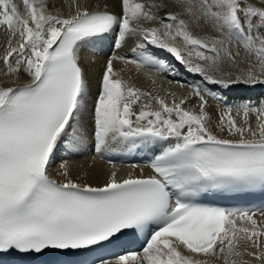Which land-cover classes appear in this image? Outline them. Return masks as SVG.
<instances>
[{"label":"snow or ice","instance_id":"1","mask_svg":"<svg viewBox=\"0 0 264 264\" xmlns=\"http://www.w3.org/2000/svg\"><path fill=\"white\" fill-rule=\"evenodd\" d=\"M173 2L180 11L162 16L163 0H121L120 14L71 0L75 11L65 17L47 0H22L23 12L15 0H0V27L8 34L3 74L28 78L0 86V264H81L71 258L137 234L146 236L141 253L98 256L91 264H208L200 255L252 264L247 255L264 264V219L196 199L212 191L264 190V103L225 102L218 135L209 126L206 96L223 97L198 84L180 97L145 92L114 71L113 60L123 57L110 58L92 114L95 152L103 156L129 139L167 146L151 160V175L119 178L113 170L93 186L70 178L62 163L65 181L50 178L59 147L77 141L88 94L79 47L89 38L115 32L119 48L142 37L207 84L264 87V0ZM193 26L215 35H196ZM137 47L142 51L128 63L169 71L144 43ZM193 97L199 111L185 107Z\"/></svg>","mask_w":264,"mask_h":264},{"label":"bare ground","instance_id":"2","mask_svg":"<svg viewBox=\"0 0 264 264\" xmlns=\"http://www.w3.org/2000/svg\"><path fill=\"white\" fill-rule=\"evenodd\" d=\"M20 6L21 11L23 12V5L21 4V0H15ZM144 3H148V0H143ZM159 2V0H157ZM163 2L167 5L166 8L161 9L160 15H164L166 12H179L180 9L173 2V0H163ZM253 2H257V0H253ZM47 3L51 10L54 12H59L60 15L67 17L72 14L75 9L70 7L71 0H47ZM81 6L88 7L89 10L93 9H105V10H114L117 13L120 12V0H79ZM186 18V17H183ZM146 26H153L148 24ZM194 34L196 35H205L212 34L215 35L211 31V29L207 26L197 28L193 26L192 28ZM8 39V34L3 27H0V55L2 56L6 43ZM79 57L80 62L83 66L86 80L88 82V94L85 98V109L82 112L80 124L78 126V130L76 135L79 136L77 141L79 144H74V146H69L72 151L76 153L75 156L69 159H62L57 165L53 166V162L51 164L49 173L50 175L59 180L65 181L66 177L63 175V169L60 167L62 163L67 165V171L69 177L74 179L76 182L84 184L90 183L93 186H99L106 182L108 175L112 172V169L106 163L99 161L91 155L90 151L85 149V143L90 140L91 135V114H92V106L94 96L98 91V79L99 73L102 67L105 64V59L103 56H100L94 52L87 51L83 47H79ZM121 62H116L114 64V69L116 72L120 74L122 78L128 80L130 84H133L135 87L140 88L141 90L147 92H152L154 95L159 94L161 96H167L170 92H175L177 97L189 95L191 89L187 88L183 84L175 83L168 78L160 76L154 72H146L144 70H138L136 65L129 63L121 66ZM5 69L2 61H0V86H14L15 84L22 83L21 80L27 81V76H23L19 80H12L8 76L4 75ZM191 72V71H190ZM146 73H148L146 75ZM191 77L194 79V85H201V87L207 86L208 88L214 90L217 93H220L229 100H232L234 105L233 107L239 105L240 103H247L249 100L251 105L258 106L261 103H264V87H254V88H236L230 90H222L219 86H213L211 84H207L203 78L196 73L191 72ZM153 78L155 79V83H153ZM208 99V105L206 111L210 115V123L209 126L212 128L214 132L218 135H223L220 133L216 127L219 121V113L223 106L215 103L213 100ZM170 100V97H169ZM146 102V101H145ZM153 107H157L153 104ZM185 107L192 108L196 111H199L198 101L196 98H192ZM252 122L255 124V117H252ZM81 149L83 152L78 153V150ZM61 159V157H59ZM137 169H132L130 167H120L118 172L119 178H124L127 176L129 172L133 175L137 174ZM259 220L264 219L260 214H257ZM201 260L207 259L208 264H223V260L204 257L200 255L198 257ZM245 260H251L252 264H257V262L247 255L244 256Z\"/></svg>","mask_w":264,"mask_h":264},{"label":"rangeland","instance_id":"3","mask_svg":"<svg viewBox=\"0 0 264 264\" xmlns=\"http://www.w3.org/2000/svg\"><path fill=\"white\" fill-rule=\"evenodd\" d=\"M1 56V55H0ZM147 92H149V91H147ZM57 163H55V165H56Z\"/></svg>","mask_w":264,"mask_h":264}]
</instances>
